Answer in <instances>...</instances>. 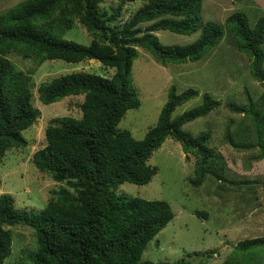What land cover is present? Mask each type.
I'll list each match as a JSON object with an SVG mask.
<instances>
[{"label":"trees","instance_id":"1","mask_svg":"<svg viewBox=\"0 0 264 264\" xmlns=\"http://www.w3.org/2000/svg\"><path fill=\"white\" fill-rule=\"evenodd\" d=\"M125 1L109 11L102 0H22L0 12V160L9 149L27 144L22 131L40 116L32 101L31 75L17 69L9 53L33 55L40 61L93 59L114 69L110 76L79 70L39 83L38 99L44 104L83 95L81 116L54 118L45 127V145L32 155L40 172L65 183L52 191L40 210H19L10 194L0 195V264L11 252L10 228L19 224L35 233L36 249L27 256L32 264H192L185 259L142 260L147 243L172 220L173 212L164 200L116 190L124 182L142 185L151 180L157 167L147 160L167 138L195 157L194 175L188 179L192 186H200L208 175L224 186L225 160L209 145L211 132L192 135L183 129L185 123L217 108L220 101L204 92L197 106L172 118L177 106L199 92L192 87L177 92L171 85L156 123L142 139L118 124L128 109L140 106L131 81L139 48L163 65L197 61L222 39L225 30L219 22L203 20L202 0H149L120 24L117 20ZM74 19L91 34L89 44L60 36L74 25ZM224 23L236 40L235 48L249 57V71L263 90L256 99L247 94L245 104H226L231 112L242 114V120L233 129L227 125L223 137L235 150H255L262 158L264 15L250 26L246 13L233 10ZM159 30L199 34L187 44H163L156 35ZM233 251L241 252V257L232 254L221 264H244L247 256L264 254V236L239 240Z\"/></svg>","mask_w":264,"mask_h":264},{"label":"rangeland","instance_id":"2","mask_svg":"<svg viewBox=\"0 0 264 264\" xmlns=\"http://www.w3.org/2000/svg\"><path fill=\"white\" fill-rule=\"evenodd\" d=\"M22 0H0V12L7 10ZM149 0H127L117 20L120 24ZM121 0H102V5L114 11ZM233 10L246 13L250 26L257 17L264 15V8L250 0H202V18L223 25L222 39L197 61H187L178 65L161 64L146 49L139 48L138 56L131 68V81L140 99L138 108L128 109L118 127L127 129L137 138L157 121L160 109L167 98V91L175 85L177 92L192 87L199 94L177 106L172 118L185 110L197 106L202 93L209 92L220 101V105L205 116L183 125L192 135L209 130V145L218 150L225 160L224 186L208 175L200 186H192L188 179L193 177L195 157L184 153L179 142L168 138L153 151L147 162L157 167V172L146 184L122 183L118 194L140 197L148 200H164L169 203L173 218L151 239L142 252V260L176 261L185 259L192 264H221L230 255L241 257L233 251L239 240L264 236V157L257 151H238L223 137L227 125L231 129L242 120V114L231 112L226 104H245L247 94L258 98L263 88L249 71V57L238 51L235 38L224 23ZM199 34H179L169 30L156 32L163 44H187ZM60 36L81 44H89L92 36L86 28L74 19V25ZM264 52V43L262 44ZM9 58L17 69L31 75L32 101L40 111L39 118L22 131L27 140L23 147L9 149L0 160V195L10 194L19 210L38 211L47 202L53 190L64 186V182L54 181L48 174L40 172L32 162L33 153L46 143L45 127L54 123L56 117L80 118L79 104L83 95H72L59 101L44 104L38 99L37 87L40 82L61 74L85 70L110 76L113 68L103 67L98 61L71 63L61 59L38 57L25 58L11 52ZM167 67L166 71L162 68ZM264 69V59L262 63ZM237 181L240 184H231ZM205 212V215L198 213ZM12 248L4 264H32L28 253L36 249L34 230L29 226H11ZM241 253V255H240ZM259 255V254H258ZM243 260L244 264H264V254ZM237 259V258H235Z\"/></svg>","mask_w":264,"mask_h":264},{"label":"crops","instance_id":"3","mask_svg":"<svg viewBox=\"0 0 264 264\" xmlns=\"http://www.w3.org/2000/svg\"><path fill=\"white\" fill-rule=\"evenodd\" d=\"M250 1H253V2H255V3H257L259 6H260V8H264V0H250ZM233 2H235V0H233ZM258 18V17H257ZM256 18V19H257ZM256 21V20H255ZM224 34H225V32H224ZM140 50V49H139ZM91 60H93V59H91ZM86 61H90V60H86ZM86 61H83V62H86ZM82 62V63H83ZM167 64H169V63H167ZM173 65H178L177 63H173ZM166 69H167V67H163L162 68V70L163 71H166ZM67 97H69V96H67ZM66 98V97H65ZM82 100H83V97H82ZM168 139V138H167ZM167 139H165V140H167Z\"/></svg>","mask_w":264,"mask_h":264}]
</instances>
